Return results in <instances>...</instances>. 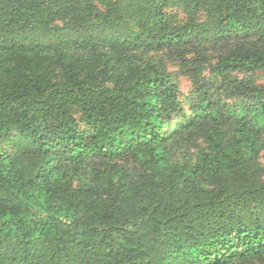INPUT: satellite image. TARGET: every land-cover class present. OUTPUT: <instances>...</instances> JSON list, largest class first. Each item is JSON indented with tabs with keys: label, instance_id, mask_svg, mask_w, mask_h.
Masks as SVG:
<instances>
[{
	"label": "trees",
	"instance_id": "16d2710c",
	"mask_svg": "<svg viewBox=\"0 0 264 264\" xmlns=\"http://www.w3.org/2000/svg\"><path fill=\"white\" fill-rule=\"evenodd\" d=\"M174 1L0 0V264H264V0Z\"/></svg>",
	"mask_w": 264,
	"mask_h": 264
},
{
	"label": "rangeland",
	"instance_id": "374dc122",
	"mask_svg": "<svg viewBox=\"0 0 264 264\" xmlns=\"http://www.w3.org/2000/svg\"><path fill=\"white\" fill-rule=\"evenodd\" d=\"M166 11L168 13V17L170 19V21L174 24V25H183L187 22L188 18H187V14L185 13V11L180 8L179 6H177L175 4L174 0H168V7L166 8ZM200 19H202L203 17L199 16ZM70 45V43L68 44ZM208 52V51H207ZM221 52L220 47L214 48L211 47V50L208 52L209 54V61L207 63H205L202 66V73H203V77L205 78H210L211 77V73H210V64H214L217 60V56L218 54ZM141 57H143L146 60L152 61L153 63H163L165 64L167 70L172 73L175 82L179 88L180 91V96L183 100H187L188 102H190V100L192 98H194L193 95V86H192V82L191 80L187 77L184 76L181 72H180V67H179V63L174 59V57L167 55L168 53L163 50V49H142L139 53H138ZM48 74L49 77L51 78V80L54 82H58L60 81L61 77H60V72L58 70V68L56 66H50L48 68ZM19 76H17L16 74H14L10 68H8L6 71L0 73V79L4 80L6 82H8L9 84L12 85H16L19 83ZM235 77L237 78H252L254 82H256L257 84L263 83L264 82V73L263 72H259L253 75H249V74H244V73H236ZM190 99V100H188ZM188 102H187V106L186 109H188ZM1 146H5L7 147V144L1 143ZM204 146V143L201 141H198L191 149V152L193 154V157L196 156V153L198 150L202 149ZM177 157H183V154H181L180 151H177ZM190 158L192 160L193 157L191 154H189ZM263 157L261 158V162H264V153L262 155Z\"/></svg>",
	"mask_w": 264,
	"mask_h": 264
}]
</instances>
